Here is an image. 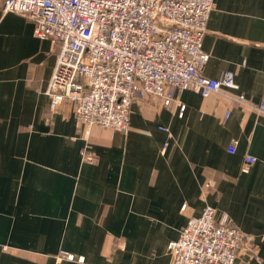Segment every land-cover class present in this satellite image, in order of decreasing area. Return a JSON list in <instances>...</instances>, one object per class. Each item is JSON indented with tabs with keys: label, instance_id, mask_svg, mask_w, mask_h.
<instances>
[{
	"label": "crops",
	"instance_id": "0c3cea01",
	"mask_svg": "<svg viewBox=\"0 0 264 264\" xmlns=\"http://www.w3.org/2000/svg\"><path fill=\"white\" fill-rule=\"evenodd\" d=\"M202 48L203 75L237 89L138 92L127 131L87 134L46 93L59 47L0 0V264H172L168 243L206 206L255 237L242 264H264V0H215Z\"/></svg>",
	"mask_w": 264,
	"mask_h": 264
},
{
	"label": "built area",
	"instance_id": "2783aa9c",
	"mask_svg": "<svg viewBox=\"0 0 264 264\" xmlns=\"http://www.w3.org/2000/svg\"><path fill=\"white\" fill-rule=\"evenodd\" d=\"M215 0H2L34 24L39 39L58 47L47 95L54 108L64 100L89 134L92 125L127 131L139 92L169 105L175 91L202 96L237 89L234 76L206 77L209 54L203 37ZM239 101L245 96L240 94ZM180 114L185 105L178 102ZM264 112V97L260 105ZM229 113H227L228 116ZM234 140L228 151L237 150ZM256 161L246 157V166ZM264 239V237H263ZM255 237L233 225L226 212L206 206L171 240L172 264H242L241 251L257 254Z\"/></svg>",
	"mask_w": 264,
	"mask_h": 264
},
{
	"label": "rangeland",
	"instance_id": "374dc122",
	"mask_svg": "<svg viewBox=\"0 0 264 264\" xmlns=\"http://www.w3.org/2000/svg\"><path fill=\"white\" fill-rule=\"evenodd\" d=\"M256 249H258V245H256ZM249 252H251V253H255V252H253V251H249ZM255 255H257V254H255Z\"/></svg>",
	"mask_w": 264,
	"mask_h": 264
}]
</instances>
